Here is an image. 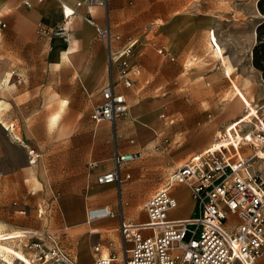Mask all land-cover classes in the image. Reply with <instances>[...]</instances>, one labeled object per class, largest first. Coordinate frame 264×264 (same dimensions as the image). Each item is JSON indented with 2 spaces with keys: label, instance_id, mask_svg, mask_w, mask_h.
Returning <instances> with one entry per match:
<instances>
[{
  "label": "rangeland",
  "instance_id": "obj_1",
  "mask_svg": "<svg viewBox=\"0 0 264 264\" xmlns=\"http://www.w3.org/2000/svg\"><path fill=\"white\" fill-rule=\"evenodd\" d=\"M174 2L173 9L176 13H186L188 16L197 18L211 14L217 18H251L256 23L264 18V15H261L256 8L257 0H191L186 3V6L183 4L184 0H174ZM167 9L169 10L170 6ZM5 11H1L0 16L8 22L7 16L10 12L7 11L4 14ZM137 24L138 21L136 20L135 24H126V26L133 28ZM37 31L38 27H29L23 24L11 27L9 22L7 28L0 29V51L7 52V59L0 61V70L3 71L5 67L8 69L4 79H8L9 75L11 82V85L8 84L7 89L0 92V95L3 97L10 95V88H14L15 84L26 74L25 77L30 81L32 87L34 104L30 112L31 120L16 122L11 118L13 116L18 118V108L8 106L6 101L0 102V117L8 124H13L15 133L20 136L23 142L22 145H19L8 131L0 126V254L13 258L11 252L6 251L8 246L22 244L25 240H21L20 237L25 234H30L35 230H45L52 233L58 246L67 255L73 258L76 254L79 257L78 262L85 264L91 258L90 252L84 248L78 249V244L81 235L89 229L87 227L90 223L85 222L86 208L110 204L114 212L113 217L101 220L102 223L93 224L96 226H94L90 237V250L93 243L98 240L106 241V235L103 233H106L110 228L109 223L116 226L114 230L110 231L109 236L118 237L119 226L116 224L121 215L132 222L145 219L142 208L143 203L150 194L140 198H137L135 194V187L131 185V165L135 161L124 167V169L131 172L129 179L124 180L121 184L114 183L101 187L102 190L110 188L105 191L106 196H100L99 191L98 194L88 193L90 189L98 187L95 183V175L100 170V166L108 163L110 168H113L110 160L113 150L116 147L126 150L124 149L125 144H129V139L134 138L135 144L132 145L142 149L143 156L150 157L154 161V165L159 164L156 186L158 188L159 185L164 186L167 176L190 157L206 146H216L222 142L215 140L216 136L220 135L222 126L218 128L216 121H212L213 130L203 148L190 152L184 160L179 161L174 166V156L182 150L187 142L184 136L176 133L186 127L187 117L183 114L196 120L206 121L210 119L208 117L210 110L201 113L197 111L190 98L185 100L180 98L179 95H177L174 106H170L167 102L163 105L158 104L157 99L154 97L165 98L167 90H152L150 86L153 78L151 70L147 76H143V72L139 76H135L134 84L127 89L133 92L135 99L145 100L143 107L134 118L135 120H131L126 115L118 118L115 124L103 123L102 126L98 127L95 135L90 113L100 98H96L93 93L88 94L77 83H74L73 74L70 70L65 69L64 75H60L48 65L45 77L48 86L46 114L41 117L39 115L40 106H35V102H38L40 93L38 87L41 81L43 83L44 62L50 43ZM214 32L211 35L208 33L207 51L211 50L218 58L219 66L228 78L226 82L230 93L234 95L236 105L232 106L231 103H227L226 107L241 114L244 102L248 103L250 100L259 103L264 102V94H258L259 89L256 81L252 84L256 93L253 96L237 84L233 78L234 76H231L233 68L224 59L223 47ZM210 36H216L217 39L213 46L210 45ZM132 37L137 38L136 34ZM149 38L151 39L152 35H149L147 39ZM256 41L246 40L240 44V49L250 52ZM137 45L132 50L133 56L130 62L132 60L140 61V54H149L154 63H163L165 60L163 56L156 54L151 46L146 45L145 42ZM19 56L25 57V59L19 58ZM193 63V60H186L184 73H174L173 78L169 81L170 84L175 81L178 82L183 76L192 80L194 76L190 74L192 71L190 67ZM54 66L56 67L57 64L54 63ZM25 67L28 69L26 73L23 69ZM4 85L6 86L5 81ZM179 92L181 91L179 90ZM34 97L37 98V101ZM61 98L67 100L64 113H62V117H60L57 124L50 128L49 119L59 109ZM128 103L131 104L129 99ZM248 107L253 108V103ZM162 112H165L169 117H173L172 124H168L163 118H160ZM147 119H149L153 129L144 126L148 123ZM141 127L151 133L147 142L137 144L134 129ZM193 127L198 126L194 124ZM164 138L170 141L167 149L154 150L153 145L157 141H163ZM30 149H34L39 156L36 164L33 165H29L27 158V151ZM106 151H109L108 155L105 154ZM92 161L97 162L93 169L89 168V162ZM29 169H32L33 173L30 174ZM181 187H176L174 190L173 194L179 205L169 213L170 217H182L185 211H191L188 216H197L198 207L196 202L190 197L188 188L184 185H181ZM120 190L122 192L123 208L117 202ZM65 198L81 200V213L78 218H65L62 215L60 206ZM72 204L75 205V203ZM19 206L23 209L22 213L18 212ZM38 211H41V215H38ZM188 238L187 235L185 239Z\"/></svg>",
  "mask_w": 264,
  "mask_h": 264
},
{
  "label": "built area",
  "instance_id": "obj_2",
  "mask_svg": "<svg viewBox=\"0 0 264 264\" xmlns=\"http://www.w3.org/2000/svg\"><path fill=\"white\" fill-rule=\"evenodd\" d=\"M107 1L61 3L60 21L53 27L40 25L38 32L68 43L76 8L83 4L104 7ZM24 5L30 6V0H25ZM5 27L6 22L0 16V28ZM95 27L98 36L106 42L109 77L100 88V100L92 108L90 119L95 124H115L118 118L128 115L129 106L118 87L130 88L140 72L139 64L135 60L130 62L135 40L128 38L115 48L112 42L120 36L107 25L95 24ZM212 33L210 30L209 34ZM156 52L174 59L163 47ZM252 103L253 111L244 102L243 112L222 126L215 139L222 142L190 157L167 176L164 187H158L148 196L142 208L144 220L132 222L121 215L118 237L92 245L91 264H264V102ZM160 118L173 123L165 112ZM169 145L170 141L164 138L152 148L166 150ZM142 157L141 150L120 152L116 147L112 156L114 168L98 174L96 183L121 184L130 176L122 173V167ZM96 165L90 162L89 168ZM181 185L188 188L196 202L195 217L169 215L178 206L173 193ZM118 203L123 208L121 197ZM85 216L90 222L113 217L114 212L106 206H97L88 208ZM187 235L189 238L185 239ZM14 248L25 257L15 256V264H78L58 246L49 231L36 230L27 236L22 248Z\"/></svg>",
  "mask_w": 264,
  "mask_h": 264
},
{
  "label": "crops",
  "instance_id": "obj_3",
  "mask_svg": "<svg viewBox=\"0 0 264 264\" xmlns=\"http://www.w3.org/2000/svg\"><path fill=\"white\" fill-rule=\"evenodd\" d=\"M24 1L25 0H0V13L5 10L4 14H6L7 11L10 12L7 18L11 27L18 26L19 24L27 25L29 27L34 26L35 28L40 25L53 27L61 19L60 3L65 2L74 5L75 2L79 0H30V6L24 5ZM190 1L191 0H184V6ZM156 5L158 7H155ZM168 6H170L169 10L167 9ZM174 6V0H108L104 7H88L83 4L76 8V16L73 18L71 24L70 42L65 43L58 37L41 35L44 36L50 44L46 61L44 62L45 72L43 73V83L41 81V84L38 87L40 93L38 102H35V106H40L39 115L42 117V115L45 116L46 114L48 86L45 77L48 65L60 75H64L65 69L70 70L73 74L74 83H77V85L82 87L88 94L93 93L96 98H100V88L107 82L109 73L107 67L106 42L98 36L95 24L98 26L107 25L112 33L120 36L119 40H114L112 42V45L115 48L121 47L128 38H132L136 39V45H139L142 42H145L146 45H150L156 54V49L163 47L165 48L166 53L174 58L173 60H170L168 56H163L165 58L163 63H154L149 54H140L141 62L138 60L135 61L140 66L139 75L143 72V76H147L148 72L151 70L153 78L150 86L152 90H167V96L165 98L154 97L157 99L156 101L158 104L160 103V105H163L167 102L170 106H174L176 104L177 95H179L180 98L185 100L190 98L197 111H200L201 113L210 110V119L206 121L196 120L191 116L183 114L187 117L186 127L184 130L176 133L184 136L187 142L182 150L174 156L173 165L175 166L179 161L184 160L186 155L190 152L198 149L201 150L211 136L213 130V126H211L212 121H216L217 127L219 128L240 115V113L226 107L227 103H231L232 106H235L236 102L234 101V95L230 93V89L226 82V79L228 78L223 74L222 68L219 66L218 58L211 50L207 51L208 33L212 30L211 28L215 29V32L214 29L213 32L216 34L217 39L223 47L224 59L233 68L231 76H234L233 78L237 84L249 95L253 96L256 93L252 84L256 81L257 88L259 89L258 94L260 95L261 93L264 94L261 71L253 66L251 51L246 52L240 49V44L246 40H254L255 42L257 23L251 18H217L211 14L203 15L201 18L192 17L188 16L186 13H176L173 9ZM3 19L6 22L5 28H7L8 22L5 18ZM136 20L139 24H137L136 27L132 28L126 26V24H135ZM134 34H136L137 38L132 37ZM149 35H152L151 39H147ZM210 38L211 36L209 37V40ZM210 45L213 46V43H210ZM66 49H68V51ZM6 55L7 52L0 51V61L7 59ZM19 58L25 59V57L21 56H19ZM186 60L194 61L193 65L190 67L192 69L190 74L194 77L190 80L183 76L178 82L175 81L173 84H170L169 81L173 78L174 73L179 72L182 74L181 72H183V69H186L184 66ZM54 63L57 64L56 67L54 66ZM23 69L25 73L28 71L26 67ZM7 70L6 67L3 71L0 70V92L6 90L8 84L11 85L9 75L8 79H4L5 74L8 73ZM25 75L26 74H24L22 79L15 84L14 88H10V95L6 97L0 95V102L6 101L8 106L18 108V118H16V116L11 118V120L13 119L16 122L30 121L31 107L34 105L32 87L30 81L26 79ZM113 75L115 78V70ZM4 81L6 86L4 85ZM118 89L125 94L127 101L129 99L131 102L132 106L131 104L129 105L128 117L134 121V118L143 107L145 100L135 99L133 92L127 90L128 88L119 86ZM179 90L181 92H179ZM34 99L37 101V98L34 97ZM252 102L253 100H250L247 105L249 106ZM66 104L67 100L61 98L59 109L55 111L49 119L50 128H53L60 117H62ZM54 116H56L55 122L52 121ZM167 116L169 117V115ZM169 118L173 119V117ZM147 120L148 123L144 126L153 129L149 119ZM92 123L94 125L93 133L96 135L98 127L102 126L103 123L109 122L95 124L92 121ZM5 124L8 126H5ZM194 124H197L198 127L194 128ZM0 126H2L5 131H8L14 141L18 142L19 145L23 144L20 136L15 133L13 124H8L0 117ZM143 127L134 129L137 144L145 143L149 140L151 132L145 131ZM131 139H133V143H131L129 139V144L127 143L124 146V149L126 150H121L117 147L118 150L120 152L142 151V149L137 148L138 146L132 145L135 144V139ZM233 140L235 141L234 137ZM113 152L110 158L111 161ZM105 154L108 155L109 151H106ZM38 157L39 156L34 149L27 151L29 165L36 164ZM31 158H34L33 162L31 161ZM127 165L123 166L121 171L123 174L129 173V178L131 177L132 172L131 185L135 187L137 198L146 197L157 189L156 186L158 183L157 179L159 172L158 163L154 165V161L150 157L143 156L142 158L135 160L131 165V172L124 169ZM113 168H110V164L108 163L102 164L100 170L95 175V183L98 174L111 171ZM28 172L31 174L33 173V170L29 169ZM96 184L98 187L90 189L88 193L96 194L99 191L100 196H106L105 191L110 188L108 187L107 189L102 190L101 187L114 183ZM158 187L162 186L159 185ZM178 187L182 188L181 186ZM119 197L122 198L121 190L118 193L117 202L119 201ZM71 202L75 203V205ZM80 203V199L65 198L60 206L62 215L65 218H78L82 206ZM97 206H106L109 209L112 208V205L110 204ZM20 207L21 206H19L18 212L22 213L23 209ZM87 209L88 208H86V210ZM190 213L191 211H185L183 212L182 217H186ZM38 215H41V211H39ZM103 219L88 222L85 216V222L90 223L87 227V229L89 228V232L87 231L85 234L83 233L81 235L78 244V249L84 248L90 252L91 258L85 264H91L94 260V254L92 250L89 249L92 230L94 226H96L93 224L102 223L101 220ZM109 225L110 228L106 233H103L106 235V240L113 238V236H109L110 231L116 228L113 223H109ZM116 225L118 226V222ZM28 235L29 234H25L21 236V240L27 241ZM15 239L17 240V238ZM97 242L104 243L105 240H98ZM23 243L14 246L22 248ZM14 246H8V250L6 251L11 252V250L14 249ZM72 259L77 262L79 261V257L76 254ZM78 264L80 263L78 262Z\"/></svg>",
  "mask_w": 264,
  "mask_h": 264
},
{
  "label": "trees",
  "instance_id": "obj_4",
  "mask_svg": "<svg viewBox=\"0 0 264 264\" xmlns=\"http://www.w3.org/2000/svg\"><path fill=\"white\" fill-rule=\"evenodd\" d=\"M257 9L261 15H264V0H257ZM256 44L251 51L252 64L261 71L264 86V18L256 26Z\"/></svg>",
  "mask_w": 264,
  "mask_h": 264
},
{
  "label": "bare ground",
  "instance_id": "obj_5",
  "mask_svg": "<svg viewBox=\"0 0 264 264\" xmlns=\"http://www.w3.org/2000/svg\"><path fill=\"white\" fill-rule=\"evenodd\" d=\"M79 1H82V2H84L85 0H79ZM61 3H65V2H61ZM60 3V4H61ZM67 4V3H66ZM61 6V5H60ZM257 8V7H256ZM71 36V35H70ZM135 40V43H134V48H135V45H136V43H137V41H136V39H134ZM216 37L215 36H211V38H210V42L211 43H214V42H216ZM67 51H68V49H66ZM219 50H221V49H219ZM228 66V65H227ZM252 111L254 110V107L253 108H250ZM57 116V115H56ZM56 116H54L53 118H52V121L53 122H55L56 121ZM128 116H129V106H128ZM4 125V124H3ZM5 126H8L7 124H5ZM13 131V130H12ZM145 131H146V129H145ZM235 138V137H234ZM238 154L241 156V154H240V152H238ZM165 186V185H164ZM164 186H162V187H164ZM179 205V204H178ZM106 209L107 210H111V209H109L108 207H106ZM91 222V221H90ZM11 254H12V256H13V258L11 259L8 255H4V254H0V264H15V262H14V259H15V256H18V257H22V258H25L23 255H22V252L20 251V250H17V249H13V250H11ZM4 253V252H3ZM77 262V261H76ZM78 263V262H77Z\"/></svg>",
  "mask_w": 264,
  "mask_h": 264
}]
</instances>
